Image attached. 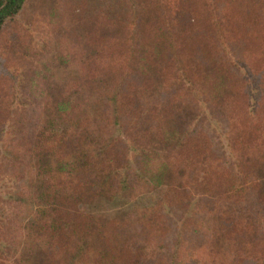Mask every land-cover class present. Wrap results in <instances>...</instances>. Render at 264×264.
I'll list each match as a JSON object with an SVG mask.
<instances>
[{
    "label": "trees",
    "instance_id": "16d2710c",
    "mask_svg": "<svg viewBox=\"0 0 264 264\" xmlns=\"http://www.w3.org/2000/svg\"><path fill=\"white\" fill-rule=\"evenodd\" d=\"M26 1L0 0V29ZM121 1L142 7L96 20L75 83L61 76L36 106L25 46L0 60V264H264V0ZM16 110L27 129L8 127ZM178 178L169 215L144 200L120 220L84 210ZM200 191L217 198L198 220Z\"/></svg>",
    "mask_w": 264,
    "mask_h": 264
},
{
    "label": "rangeland",
    "instance_id": "374dc122",
    "mask_svg": "<svg viewBox=\"0 0 264 264\" xmlns=\"http://www.w3.org/2000/svg\"><path fill=\"white\" fill-rule=\"evenodd\" d=\"M146 2H148V0H146ZM136 4H140V7H142V4L137 1L134 3H124L121 0H27L22 10L15 16V21L8 19L6 24L0 29V60H6L7 62V58H10L9 55H12V52H17L21 49L18 47L19 45L25 46L22 48L23 52L17 55L21 61L22 72L25 74L26 91L30 89L29 94H27L29 97L28 102L36 106L44 98V96H42L43 90L49 89V87L52 86L51 83L56 82L54 86L60 87L61 76L67 77L72 83H75L76 80L73 79L72 75H69L77 72L76 70L82 61L81 53L83 51H88L87 49L90 48L84 43L85 36L87 31L95 26L96 20L102 21L103 18L106 19V15H108L109 18L114 17L118 19L124 13V9L129 11V9H133ZM55 6H59L57 10L54 9ZM133 17H135V14L130 13V18ZM106 21L105 30L111 28L107 19ZM137 23L138 26H141L142 20L137 21ZM108 31L110 32V30ZM10 40L16 42L15 47L17 48H9L7 42ZM61 45H66L68 48H71V50L67 51L72 53L69 62H61L59 59V56L65 51L60 48ZM80 57L81 59L78 64ZM0 67L2 66L0 65ZM199 99L201 100V98ZM8 106L9 108H14L16 107V102L9 101ZM12 115L13 117L7 121L9 128L13 129V127L17 126L16 129H27V127L24 126L26 120L17 123L20 117L17 110L16 113H12ZM222 124L223 126L225 125L223 119L221 122L218 120L210 127L217 128L216 130L218 133L215 134L214 143H218L216 148L219 153L224 152L223 144L220 142L222 140H220L221 138H217ZM30 127L31 126L28 124V129ZM8 134L9 133H7L6 137ZM21 135L22 134L19 132L20 139L22 138ZM4 136L0 129V147H2L1 140L6 139ZM2 153V149L0 148V174L2 173L4 165L3 160H5ZM179 183L180 178H178V182L174 181L173 183L162 184L154 187V189L146 188L144 190H139L141 193L135 197H131L127 194L121 198L117 205H109V202L100 197L97 199L94 198L92 202L86 205L83 204L85 206L84 210L95 217L97 216L102 222H107L110 215L120 220L121 218H127L130 212L133 213L135 209L143 208L141 207V201L144 200L149 205H156L158 204L157 201L164 203L156 206V208L158 207L159 212L168 214L169 212L165 203H167L168 200L172 201L171 199L173 198L168 191L170 189L184 188V186H181ZM0 185H2V183H0ZM183 185H186V188L191 190V184L189 182L185 181ZM1 191L2 188L0 187V194ZM149 195H153L154 198L151 199V196L149 198ZM198 196L199 198L196 201L199 205L198 211L194 213L191 209L192 211H189V214L187 212L185 214H188L191 218L195 217L198 220L201 218L207 219L209 218V213L207 212H210L215 206L214 200L217 197L212 195L211 192L204 191H200ZM80 206L82 205L79 204V207ZM177 209L179 208L176 206L171 207V210L174 212H176ZM175 220L178 222L181 219L175 217ZM170 224L172 226V232L167 242L173 239L175 240L176 236L175 225L172 219ZM191 228L190 224H188L186 227L188 233L186 232L181 237L185 244L188 241V237L191 235ZM248 229H251V226H249ZM14 238V235H10L11 242L20 250L22 248V243L20 239ZM166 246L169 247L170 245L166 244ZM258 247L264 250V241L259 243Z\"/></svg>",
    "mask_w": 264,
    "mask_h": 264
}]
</instances>
